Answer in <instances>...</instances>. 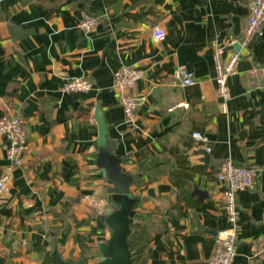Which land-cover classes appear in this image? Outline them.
<instances>
[{
  "label": "crops",
  "instance_id": "crops-1",
  "mask_svg": "<svg viewBox=\"0 0 264 264\" xmlns=\"http://www.w3.org/2000/svg\"><path fill=\"white\" fill-rule=\"evenodd\" d=\"M83 13L97 17L91 32L79 27ZM247 15L248 0H0V117L21 115L27 141L23 164L14 165L0 136V176L8 175L0 264H57L54 251L73 264L97 263L110 235L100 215L111 205L97 213L86 198L110 192L95 163L96 109L136 175L133 219L146 235L135 264H208L228 225L216 177L226 159L256 169L254 187L236 194L232 264H264V88L246 81L252 65L264 64V24L228 77L225 112L212 56L214 41L242 39ZM129 66L143 74L134 87L143 99L126 122L114 73ZM179 66L197 82L181 85ZM81 75L93 83L88 93L61 89L64 78ZM194 130L206 136V164Z\"/></svg>",
  "mask_w": 264,
  "mask_h": 264
},
{
  "label": "built area",
  "instance_id": "built-area-1",
  "mask_svg": "<svg viewBox=\"0 0 264 264\" xmlns=\"http://www.w3.org/2000/svg\"><path fill=\"white\" fill-rule=\"evenodd\" d=\"M97 23V17L83 13L79 20V27L86 33L91 32ZM264 24V0H248L247 22L240 41L231 39L225 44L213 43V60L215 65L214 82L219 98L221 111H226V105L231 98L228 77L237 72L241 57L251 47L253 42L262 34ZM151 33L155 40H162L164 30L153 25ZM238 44V49L232 47ZM181 85L188 86L197 82L195 74L179 66L176 70ZM142 72L136 67H122L114 73V87L120 93V101L125 115V121L133 120L135 111L143 97L134 92ZM248 87L264 88V64H254L246 72ZM93 83L88 77L72 76L64 78L61 89L67 93H88ZM0 136L6 141V154L14 165H22L27 141L24 129V119L19 114L0 117ZM191 136L206 150L207 139L203 132L194 130ZM216 177L223 185V204L228 222L227 227L217 232L208 264H232L236 255L237 230L239 226V207L236 194L240 190L251 189L255 185L256 169L239 165L230 159L223 161L216 173ZM8 175L0 176V193L7 189ZM97 213H103L110 201L107 197H86Z\"/></svg>",
  "mask_w": 264,
  "mask_h": 264
},
{
  "label": "water",
  "instance_id": "water-1",
  "mask_svg": "<svg viewBox=\"0 0 264 264\" xmlns=\"http://www.w3.org/2000/svg\"><path fill=\"white\" fill-rule=\"evenodd\" d=\"M95 119L98 126L95 163L110 185L107 198L111 205L110 211L100 215V219L109 227L110 235L105 242L99 244L96 264H133L134 258L128 240L132 232L134 207L140 202L139 198L131 195L130 190L136 175L123 166L127 156L115 154V143L107 136L106 124L100 109H96ZM199 152L203 155L202 161L206 164L208 152L204 148H200ZM193 192L198 198L202 197V192L196 187ZM53 256L57 264H73L57 251L53 252Z\"/></svg>",
  "mask_w": 264,
  "mask_h": 264
},
{
  "label": "trees",
  "instance_id": "trees-1",
  "mask_svg": "<svg viewBox=\"0 0 264 264\" xmlns=\"http://www.w3.org/2000/svg\"><path fill=\"white\" fill-rule=\"evenodd\" d=\"M96 17V16H95ZM181 165H185L184 158H181V161L179 162ZM181 167V166H180ZM171 176V175H170ZM173 180V176L171 177ZM141 219L138 218L137 220H133V223L131 225L132 232L129 236V248L132 252V256L134 258L133 264L136 263V261L139 259V253L141 251V248L144 247V245L141 243V239L144 238L146 233L143 231L142 225H141Z\"/></svg>",
  "mask_w": 264,
  "mask_h": 264
},
{
  "label": "rangeland",
  "instance_id": "rangeland-1",
  "mask_svg": "<svg viewBox=\"0 0 264 264\" xmlns=\"http://www.w3.org/2000/svg\"><path fill=\"white\" fill-rule=\"evenodd\" d=\"M110 211V210H109Z\"/></svg>",
  "mask_w": 264,
  "mask_h": 264
}]
</instances>
